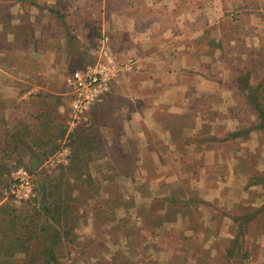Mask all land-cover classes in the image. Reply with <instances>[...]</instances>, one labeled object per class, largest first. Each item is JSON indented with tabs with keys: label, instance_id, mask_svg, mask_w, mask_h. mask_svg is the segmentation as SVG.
I'll return each mask as SVG.
<instances>
[{
	"label": "rangeland",
	"instance_id": "rangeland-1",
	"mask_svg": "<svg viewBox=\"0 0 264 264\" xmlns=\"http://www.w3.org/2000/svg\"><path fill=\"white\" fill-rule=\"evenodd\" d=\"M6 1L8 4L12 0ZM193 1L198 27L206 21L202 14L210 17L209 25L204 26L194 44L197 49L193 63L195 69L172 74H150L149 64L137 69L134 59H117L113 55L110 38L106 34L97 40L99 47L95 55L68 58L67 80L76 70L86 72L100 65L105 68L97 98L80 120L71 122L77 127L88 116L95 120L100 116L113 127L102 132L104 156L93 163V175L101 183V194L96 199L90 198L88 193L81 196L71 189L75 181L68 175L69 172L66 173L69 176L66 184L71 187L61 180L64 178H60L63 166L67 163L64 151L62 154L56 152L62 144L58 140L50 143V150L43 156L38 151L27 153L31 149L28 142H34L38 147L42 146L39 143H46L42 127H53L49 121L51 116H55L54 109L43 120L34 123L26 134L13 131L9 139L0 135V205L6 204L26 213L33 207L39 210V226L46 233L40 234L39 240L33 244H54V254L59 256L56 264H125L122 258L114 263L98 258L95 253L101 252L106 244L130 247L135 254L158 252L165 258L164 264H258L255 259L244 263L238 257L251 253L247 244H255L252 254L257 258L264 244V129H257L256 113L246 98L249 87L263 85L264 93V0H205V4L210 1L209 7L206 10L203 8L202 12L198 8L202 0ZM7 11L0 8V22L7 19ZM103 36L108 37L107 43L101 42ZM181 42L186 43L180 41L174 47L173 43L172 50ZM3 44L0 42V47H8ZM101 48L107 50V56L101 54ZM174 52L177 53L176 49ZM169 60L172 63L170 57L166 62ZM215 62H218L213 66L215 73L206 72L207 66ZM197 69L204 79L220 82L222 88L213 92V103L206 104L208 96H201L197 102L195 90L188 88L197 83L193 79ZM179 79L185 86L177 89L175 84ZM169 85L176 89H167ZM64 93L63 102H67L65 108L70 113L68 86L64 88ZM222 96L225 101L221 103ZM262 99L264 108V95ZM196 105L202 106L200 113V107ZM194 108L198 119H192L195 116L193 111L189 114ZM134 111L145 114L148 119L144 124L132 121ZM157 124L163 127L166 134L171 133L172 142L177 147L174 154L169 153V135L153 134L160 133ZM195 125L200 128L197 131L202 137L188 132L183 136L185 128ZM229 126L231 129H228ZM26 135L28 138L25 139ZM237 138L243 140L239 146L243 152L240 150L242 155L236 157L235 162L239 169L249 173V178H246L249 199L233 206L227 216L232 226L226 232L221 231L218 225L224 220L225 208L217 210L216 225H202L204 218L199 208L203 196L195 191L189 192L184 179H179L174 185L165 183L164 179L171 172L173 176L178 173L182 176V171L197 170L196 165L203 160L205 149L212 150L208 143ZM202 140L207 143L200 145ZM6 141L12 144L6 145ZM187 145L195 150L189 158L185 151ZM157 153L160 161L156 164L153 158L156 160ZM185 161L190 163L189 166L185 165ZM165 162L182 163L183 166L180 170L176 164L171 170ZM126 170H131V173L124 175ZM23 172L28 181L20 187L18 178ZM11 186L20 187L18 194L6 193L5 190ZM82 188L87 190L86 185ZM43 206H46L45 211ZM57 244L62 245L58 248ZM126 244L129 245L124 246ZM43 245H35L30 255L5 260L9 262L0 261V264H44ZM224 248L233 255L232 262L207 260L205 254L208 251L214 249L220 253ZM259 261L264 264V260ZM140 262V259L136 260V263ZM146 264L156 262L149 259Z\"/></svg>",
	"mask_w": 264,
	"mask_h": 264
},
{
	"label": "crops",
	"instance_id": "crops-1",
	"mask_svg": "<svg viewBox=\"0 0 264 264\" xmlns=\"http://www.w3.org/2000/svg\"><path fill=\"white\" fill-rule=\"evenodd\" d=\"M6 2V0H0V8L8 10L6 12L8 20L0 22V42H3V45L5 43L8 45V47H0V135L4 139H9L13 131L26 134L27 130L30 131L33 128L34 123L46 116L45 112L50 114L52 113L51 109H54L55 115L60 119L63 118L67 128L66 133L58 140V143L62 144L56 151L60 154L64 151L67 164L71 152L70 148H67L68 136L75 127L65 108L67 102H63L65 101L63 98L64 88H67L66 74L70 66L68 58L70 56L80 58L81 56L95 55L99 47L97 40L101 35L106 34L110 38V49L113 55L117 59H134L137 69L149 64L150 74L185 72L195 69L193 63L196 61L194 55L197 49L194 44L197 37L202 34L204 26L209 25L210 20L209 16L202 14L206 17L205 24L201 27L197 26L198 19L194 14L193 0H12L8 4ZM209 3L210 1L205 4V0H202V4L198 8L202 12L203 8L206 10L209 7L207 6ZM94 41L95 43H93ZM180 41H186V43L181 42L177 48L172 50L171 45L174 43V47ZM175 49L177 53L174 52ZM169 57L172 59V63L171 60L166 62ZM216 63L218 62L210 63L206 72L215 73L213 66ZM200 74L201 72L197 69L196 75L193 77L197 83L189 85L188 88L195 90L194 97L197 102L201 96H208L210 98L206 99V104L213 103V92H219V89L222 88L219 85L220 82L208 81ZM182 84L183 80L179 79L175 85L178 89L180 86H185ZM166 88L176 89L171 85ZM199 88L201 89L199 90ZM222 99L221 103L225 101L223 96ZM197 107H200L198 110L200 113L202 106ZM214 109L211 106V110L214 111ZM195 110L194 108L189 111V114H192V111L195 113L192 119H198ZM148 116L152 118L150 114ZM146 119L148 118L142 112L134 111L132 114V121H142L144 124ZM96 121L102 141V132L113 127L103 117L98 116ZM196 126L185 128L182 131L183 136L185 132H188L193 136L197 133L202 137V134L197 131L200 128ZM230 126L228 129H231ZM157 129L160 133L154 132L155 136L169 135L167 136L170 145L169 153L172 155L177 152V147L170 137L171 133L166 134L160 124H157ZM141 132L144 134V131ZM223 132V135H226V132ZM50 133L53 135L55 129L49 130L47 136ZM26 138L28 135L25 136ZM49 138L51 139V137ZM45 142V147H34L32 141L28 142L31 149L27 153L29 151H38L39 153L49 151V141ZM202 142L207 143L202 140L199 141V144L201 145ZM5 144H12V142L6 141ZM208 144H211L212 150L205 149L204 155L202 154L203 160L196 165L197 170L186 173L182 171V176L179 173L173 176L171 172L166 179H164L165 176L162 179L165 180V183L171 182L173 185L178 183L179 179H184L189 186V192L195 191L203 196L199 208L201 216L204 218L202 225L211 223L216 225L215 218L219 215L217 210L225 208L226 214L223 215L225 221H221L218 225L221 231L228 232L232 226L227 219L231 209L240 201L249 199V192L247 193L246 189V178H249V173L239 169L235 162L236 157L242 155L243 149H239V146L243 144V140L240 138L228 141L225 139L214 140ZM166 145L168 146L167 142ZM205 146L203 145V147ZM185 151L188 154L187 158L192 157L191 154L195 152L190 145L185 147ZM155 159L153 158V161L157 164L160 161L158 153L155 155ZM49 162L51 163L52 160ZM165 163L169 169L176 167L177 164ZM189 164L188 161H185V165L189 166ZM182 166V163L177 164L180 170ZM212 173H216V175ZM163 191L165 193L166 190L163 188ZM118 245L106 244L101 252L95 254L98 255V258L100 257L99 259L104 258L113 263L122 258L125 264H146L149 259L156 264H164L162 262L165 258L158 252L156 254L146 251L135 254L130 247ZM203 245L227 247L234 244ZM247 245L251 248V253H243L238 257V260L246 263V261L253 262L255 259L258 264H261L259 259L264 260V244L263 250L257 258L255 254H252L255 244ZM228 249L230 248L228 247ZM119 251L123 253H119ZM205 255L209 261H233L231 260L233 255L227 253L225 248L220 253L219 250L213 249ZM138 259L141 262L144 260L145 263H136Z\"/></svg>",
	"mask_w": 264,
	"mask_h": 264
},
{
	"label": "trees",
	"instance_id": "trees-1",
	"mask_svg": "<svg viewBox=\"0 0 264 264\" xmlns=\"http://www.w3.org/2000/svg\"><path fill=\"white\" fill-rule=\"evenodd\" d=\"M248 74V73H247ZM238 76H243V74ZM236 78V77H235ZM241 80V79H240ZM236 82V79H235ZM263 85H257L256 87L247 88V101L253 107V110L256 113L257 120L259 122L257 129H264V108L262 96ZM46 114H49L45 112ZM50 115V114H49ZM49 126H43L45 131V137L47 138L48 143L52 141L60 140L63 135L66 133V124L64 123L63 118L60 119L56 115L51 116ZM45 117L42 118V120ZM41 119V117H39ZM57 121V124L55 123ZM97 121L94 118H89L85 122H81L75 127L68 136L67 146L70 148L69 162L66 166H63V170L60 178L64 176L63 182H67V177L70 175L75 181L71 189L78 191L81 194H90V198L96 199L98 195L101 194V183L96 180L93 175V163L98 159L104 156L103 151V142L100 140L99 131L97 130ZM48 125V124H47ZM49 127V128H48ZM55 130V133H51L47 136L48 131ZM48 129V130H47ZM51 137V139L49 138ZM50 139V140H49ZM34 143V142H33ZM37 144L34 143V146ZM45 147L46 143L42 144ZM43 156L48 152H40ZM98 168V166H97ZM2 169V167H0ZM69 172L67 175L66 173ZM131 170L124 171V175H129ZM82 185L87 186V190L84 191ZM89 198V199H90ZM46 206L42 207V210L45 211ZM24 210H18L8 205H0V261L9 262L5 260H13L16 257L23 255H28L32 253V250L35 245L43 244H33V242L39 240L40 234L44 235L45 229L39 226V210L36 207L30 208L26 213ZM25 215V216H24ZM58 248L62 244H57ZM44 264H56L58 261V255L54 254V244H44ZM128 246V244H126ZM29 254V255H30Z\"/></svg>",
	"mask_w": 264,
	"mask_h": 264
},
{
	"label": "built area",
	"instance_id": "built-area-1",
	"mask_svg": "<svg viewBox=\"0 0 264 264\" xmlns=\"http://www.w3.org/2000/svg\"><path fill=\"white\" fill-rule=\"evenodd\" d=\"M101 42L107 43L108 37L103 36ZM107 50L101 48V54L106 55ZM104 66H99L96 69L83 72L81 70L74 71L67 80V86L70 89L71 102L69 119L71 122L80 120L89 106L97 98V95L101 89V81L103 80L101 75L104 74ZM28 178L26 173L23 172L18 178L20 187L27 184ZM18 187V188H17ZM19 186H11L5 191L8 194L16 195L19 191Z\"/></svg>",
	"mask_w": 264,
	"mask_h": 264
}]
</instances>
